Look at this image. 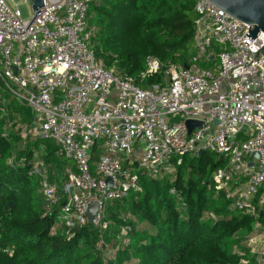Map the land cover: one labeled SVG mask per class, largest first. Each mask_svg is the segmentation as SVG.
<instances>
[{
  "label": "built area",
  "instance_id": "1",
  "mask_svg": "<svg viewBox=\"0 0 264 264\" xmlns=\"http://www.w3.org/2000/svg\"><path fill=\"white\" fill-rule=\"evenodd\" d=\"M26 1L29 18L13 0H0V118L7 136L10 100L27 107L33 125L15 130L25 140L53 143L64 163L53 167L57 179H49V164L38 150L32 153L29 175L44 199L43 215L56 216L52 234L70 238L85 225L105 233L110 206L141 191V178L174 180L183 158L201 150L224 161L212 174L213 190H224L237 209L257 219L254 199L264 189L263 33L251 41L248 24L209 0H194L197 33L189 68L168 65L161 82L143 88L95 53L88 22L94 0H44L39 11ZM202 61L213 65L205 68ZM162 67L149 57L141 77ZM190 119L201 127L189 132ZM27 161L14 152L7 162ZM92 203L97 210L90 220ZM259 227L247 239L251 258L240 264H264ZM119 247L106 250L107 256L114 259Z\"/></svg>",
  "mask_w": 264,
  "mask_h": 264
},
{
  "label": "trees",
  "instance_id": "2",
  "mask_svg": "<svg viewBox=\"0 0 264 264\" xmlns=\"http://www.w3.org/2000/svg\"><path fill=\"white\" fill-rule=\"evenodd\" d=\"M197 17L194 0H94L88 22L95 29L97 56L146 88L163 80L168 65H189ZM149 57L163 67L142 78ZM201 65L210 68L213 63ZM9 107L13 125L7 136L6 120L0 118V264H240L251 258L242 241L256 234V223L264 229V209L256 219L237 209L224 190H213L212 174L224 161L209 151L186 155L174 180L141 178V191L110 206L111 226L105 233L85 225L70 238L60 231L52 234L56 216L43 215L44 199L29 171L33 151L43 145L46 151L53 147L44 153L48 164L63 161L48 140L23 139L15 126H32V114L12 100ZM14 152L29 162L10 165ZM261 193L254 199L257 206ZM125 229L129 242L123 244L119 237ZM117 245L110 259L106 250Z\"/></svg>",
  "mask_w": 264,
  "mask_h": 264
},
{
  "label": "water",
  "instance_id": "3",
  "mask_svg": "<svg viewBox=\"0 0 264 264\" xmlns=\"http://www.w3.org/2000/svg\"><path fill=\"white\" fill-rule=\"evenodd\" d=\"M215 6L223 9L237 20L248 24L249 34L247 36L251 41L260 33L264 34V0H209ZM32 7L35 11H39L44 5V0H31ZM260 54L264 56V45L260 48ZM186 68H189L188 65ZM202 123L196 120H187L186 126L191 132L195 127H201ZM201 150L200 153H204ZM258 158V154H254ZM110 182V180H108ZM97 210V204L92 203L89 208V218L92 220Z\"/></svg>",
  "mask_w": 264,
  "mask_h": 264
},
{
  "label": "rangeland",
  "instance_id": "4",
  "mask_svg": "<svg viewBox=\"0 0 264 264\" xmlns=\"http://www.w3.org/2000/svg\"><path fill=\"white\" fill-rule=\"evenodd\" d=\"M13 4H15V5H17V8L20 10V12H21V15H22V17L23 18H29L30 16H31V14H32V8H31V4L28 2V1H26V0H13ZM41 147V146H40ZM53 147H50V149H48L47 151H46V149L47 148H45V149H41V148H37V150L39 151V155L42 157V158H44V153H47V152H49V151H51V149H52ZM37 150H35V151H37ZM54 164H56V162L54 163ZM64 164V163H63ZM69 164H72L71 162H69ZM60 165V164H59ZM53 167H55V165L54 166H51V164H49L48 165V170H49V179H57V176L56 175H54L53 174ZM60 167V166H59ZM61 172H62V170H60V174H59V177H62L61 175ZM33 179H35V178H33ZM35 182L36 183H38L37 182V179H35ZM38 185V184H37ZM39 190V189H38ZM261 195L262 196H264V189H262V193H261ZM258 204H259V202H258ZM260 209H264V202L263 203H260L258 206H257V217L259 216L258 215V213H259V210ZM128 216H129V218H132V216H130V214L128 213ZM110 226H111V224H110ZM140 227H143V224H140ZM120 240H121V242L124 244V243H126V240H127V237H126V231L124 232V236L123 235H121L120 237ZM245 240H243L242 241V245L244 246H248V242H247V239L248 238H244Z\"/></svg>",
  "mask_w": 264,
  "mask_h": 264
}]
</instances>
